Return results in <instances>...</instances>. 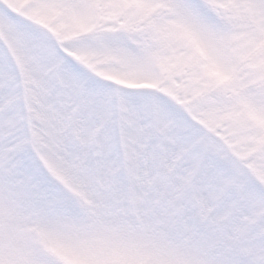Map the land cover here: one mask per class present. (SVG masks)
<instances>
[{
	"label": "snow or ice",
	"instance_id": "6c2138e0",
	"mask_svg": "<svg viewBox=\"0 0 264 264\" xmlns=\"http://www.w3.org/2000/svg\"><path fill=\"white\" fill-rule=\"evenodd\" d=\"M0 264H264V0H0Z\"/></svg>",
	"mask_w": 264,
	"mask_h": 264
}]
</instances>
